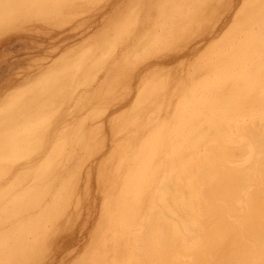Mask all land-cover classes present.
Returning a JSON list of instances; mask_svg holds the SVG:
<instances>
[{
  "label": "bare ground",
  "instance_id": "6f19581e",
  "mask_svg": "<svg viewBox=\"0 0 264 264\" xmlns=\"http://www.w3.org/2000/svg\"><path fill=\"white\" fill-rule=\"evenodd\" d=\"M99 1L0 0V36ZM118 1L72 22L89 32L109 12L82 61L91 41L0 97V245L16 234L13 257L57 264H264L263 123L257 184L238 182L241 121L264 111V0ZM125 18L105 70L136 86L89 92L83 61Z\"/></svg>",
  "mask_w": 264,
  "mask_h": 264
},
{
  "label": "rangeland",
  "instance_id": "374dc122",
  "mask_svg": "<svg viewBox=\"0 0 264 264\" xmlns=\"http://www.w3.org/2000/svg\"><path fill=\"white\" fill-rule=\"evenodd\" d=\"M121 1L122 0L118 1L117 3L119 4ZM99 2L97 5H93L95 8L92 6L90 7V9L93 10L90 13H86V10L79 11L76 5H69L68 7H65L61 10V15L57 19H55L54 22L33 21L27 24L25 23L22 28L20 27L16 30L5 32L6 34L0 36V97L6 95L9 89L13 91V88L16 86L17 87L16 90H14V93L20 91V85L23 84V80H25L28 76L31 77L32 75L33 80L35 74L37 75V77L40 76L41 73H44V70L47 67L56 63V61H59L60 59L68 56V54H70L73 50L78 49V47H82L86 42L88 43L89 41H91V44H86V47L84 49L81 48L77 53V61H82L83 58L82 56H80V54H84L85 56L88 50L94 48L96 46L95 44L99 42H95V40L93 41V39L95 35L104 31L105 27L100 30V32H98L97 30L102 26L101 21L108 15L109 12H104L100 14L98 19L96 20V24L93 26L92 29H90L89 32H74L75 28L73 25L74 23L72 22L81 18H89L92 12H96V8L106 3V0ZM114 5H116V3H114ZM131 15L132 18L130 19L135 21V17L137 16V14L131 13L130 16ZM126 22L127 18H125L124 22L120 21L115 27H113L111 35L112 39L108 38L105 42L107 46L106 54L98 55L95 59L92 57H88L83 61L85 66H88L90 70L89 72L85 73L86 75H84V78L82 80H78V82L81 84V87L83 85H86L90 90L89 92L93 93L94 91L99 89V87L105 80L107 81L103 91L106 93H112V95L116 96L122 93L128 95L134 90V86H136L135 81L133 82L132 79H127L125 76L122 77V75H115V77L109 76L111 70H105V66L109 63V59L113 56L115 49L119 48L117 46L119 42L118 39H120L121 36L124 34L123 28L125 26L124 23ZM131 26L132 23H128V27L130 28ZM109 27L111 28L112 25H109ZM123 36L125 39V35ZM127 36L128 35H126V37ZM92 41L94 43H92ZM130 47L131 46L128 45L127 49ZM120 52L118 53V56L120 55ZM126 58L129 59L130 56H126ZM68 59L70 61L73 60L71 59V57H69ZM117 59L118 58H115L113 63L116 62ZM18 93H15V95H18ZM248 118L250 120H248ZM262 123L264 124V111L259 112L257 110L251 112V114H246V116H244L241 121V128H243L244 131H240L241 133L238 131V136L243 135V137L240 136L242 140L239 138V140L242 142L240 143L242 152L240 167L243 174L239 177L238 182H240L242 185L248 182L251 186H253L257 184L258 181L257 166L260 158L253 148L252 140L254 138L256 130L260 127ZM243 125H246L245 127L248 128L246 129V131L245 128L242 127ZM249 132H251L250 134L252 136L249 134ZM251 146L252 149L250 148ZM246 173L251 174L249 180L244 178V175ZM83 177L85 178V176ZM94 185L95 184L91 179L90 186H92V192H94ZM237 196H240V193L236 191V198ZM252 196L253 195L250 191L246 192L245 196L243 197V201H250V199L253 198ZM250 202L253 203L254 200ZM14 235L16 234H12L11 237L8 238V240H6L0 245H4L7 250L6 252L4 251V249H0V264H21V261L23 259H25L26 264L29 260V264H50L51 261L57 264L59 261L64 259V257L59 254L55 260H53L54 256H51L47 258L44 262H42L46 257V253L39 255L33 253L31 254L30 252L20 253L13 257V255L16 253L14 248L15 243H13ZM33 238L35 237H31V243H34L36 241V239ZM81 239L82 237L79 238L78 234L70 237L67 242L68 246L65 247L64 252L70 250ZM0 242H2L1 236ZM6 253H8V256L12 260L7 257H4V254Z\"/></svg>",
  "mask_w": 264,
  "mask_h": 264
}]
</instances>
